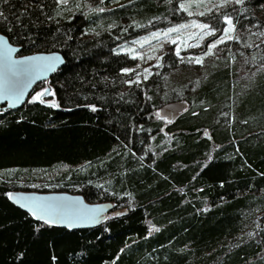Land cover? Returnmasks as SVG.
I'll return each instance as SVG.
<instances>
[{
    "label": "trees",
    "instance_id": "1",
    "mask_svg": "<svg viewBox=\"0 0 264 264\" xmlns=\"http://www.w3.org/2000/svg\"><path fill=\"white\" fill-rule=\"evenodd\" d=\"M219 2L0 0V32L19 55L64 57L33 90L54 93L45 103L0 111V171L13 173L0 177V264H264V0ZM197 7L212 26L197 47L163 40L137 79L133 41L187 23ZM225 13L239 39L205 55ZM196 68L190 87H169L172 73ZM173 103L187 108L165 120ZM13 190L78 193L112 209L71 229L15 207Z\"/></svg>",
    "mask_w": 264,
    "mask_h": 264
},
{
    "label": "water",
    "instance_id": "2",
    "mask_svg": "<svg viewBox=\"0 0 264 264\" xmlns=\"http://www.w3.org/2000/svg\"><path fill=\"white\" fill-rule=\"evenodd\" d=\"M0 36L7 40V44L5 40H0V111L19 109L25 105L37 85L49 80L64 65V57L59 51H36L19 55L21 47L11 43L1 32ZM9 47L17 51L8 53ZM29 57L34 59H26ZM47 57H58L59 60H48ZM53 64L54 68H50L49 65ZM13 79L18 80L23 88V95L15 104L12 103L13 93L5 91ZM6 95L8 99L4 98ZM10 193L13 199H9V196L8 199L15 207L30 214L28 208L21 205L46 209L50 221L71 229L92 228L112 209L110 203L88 202L81 194L67 191L13 190ZM15 201H19V204Z\"/></svg>",
    "mask_w": 264,
    "mask_h": 264
},
{
    "label": "rangeland",
    "instance_id": "3",
    "mask_svg": "<svg viewBox=\"0 0 264 264\" xmlns=\"http://www.w3.org/2000/svg\"><path fill=\"white\" fill-rule=\"evenodd\" d=\"M199 11L200 10L198 7L192 10V17L188 19L187 23L180 24L184 25L185 27H179L180 25H177L174 27L167 28L165 30L151 31L148 34L143 35L142 37L137 38L133 41L130 50L138 60L137 65L135 67L137 71V79H141L145 76H148L152 71V67L158 64L160 58V49L163 40L166 39L171 43L172 41H175V44L180 46L181 49H186L190 46L197 47V45L199 44L197 40H202L201 36H197L199 35V32L201 30H205V28L198 27V25L202 24L200 22V18H198V15H195L199 14ZM172 28H177L178 31L170 32L169 30ZM165 33H167V35H164ZM239 66L242 67V61H239ZM202 73L203 72L199 68H196L194 70L186 69L184 71H175L169 77V81L171 82L169 87H174V84H177L178 82H183L188 86L192 83L193 80L199 78ZM43 89L45 88L43 87L37 90L36 92L31 93L28 99L31 100V97L35 95V93L40 92ZM165 108L167 111L165 110ZM165 108L161 111V115L163 117H166L164 119L167 120L171 115H176L185 110L187 108V105L185 103H173L166 106ZM12 174L13 173L11 171H0L1 178H5ZM15 180L12 182H15L16 184H21L19 183L21 182L19 181V179H17L16 181Z\"/></svg>",
    "mask_w": 264,
    "mask_h": 264
},
{
    "label": "snow or ice",
    "instance_id": "4",
    "mask_svg": "<svg viewBox=\"0 0 264 264\" xmlns=\"http://www.w3.org/2000/svg\"><path fill=\"white\" fill-rule=\"evenodd\" d=\"M5 2H7V0H5ZM57 4H66L68 2V0H56ZM245 3V0H220V2L216 5H213V8L215 9H220V8H226L229 5H243ZM183 8V6H181ZM213 8H209L207 9V12L210 13L213 11ZM100 11H103V9H100ZM199 15L201 16H205L206 12H201L199 13ZM0 19H4V13L0 12ZM222 22L226 25L225 28L220 29V31L223 32V35L216 40L215 43L211 44L209 46V51L205 53V55H212L211 49L212 48H216L219 44H223L225 43L226 40H233V39H239V37H233L232 35H230L231 32H233L235 30V25L233 24V17L231 14L225 13L222 16ZM179 27H185L184 25H180ZM198 27L201 28H211L212 26L209 24H200L198 25ZM8 31H11V29L9 28ZM170 32H175L178 31L177 28H172L169 30ZM216 32L215 28H212L211 31L205 33V35H214ZM164 35H167V33H165ZM0 40H5V38L3 36H0ZM172 43H175V41H172ZM5 44H7V40H5ZM8 53L17 51V49L15 48H8ZM177 55H179V50H177ZM26 59H34L32 57L26 58ZM46 59L48 60H55L58 61L59 58L58 57H47ZM196 63H202L203 62V57H197L195 60ZM54 64L53 65H49L50 68H54ZM124 72H129V71H134V70H130V69H124ZM147 71V70H145ZM145 79H147V77H145ZM137 81H133V83H136ZM5 91L7 92H11L13 93L12 95V103L15 104L16 102H18L20 100V97L23 95V88L20 87L19 85V81L13 79L12 83L10 86H6ZM49 95H54V93L50 90V89H43L40 92L35 93V95H33L31 97V100L29 101L30 103L32 102H40V103H45V100L43 99V97L49 96ZM5 99H8L9 97L6 95L4 97ZM51 107H57L58 105L55 103V101H52L50 104ZM93 110H95L93 108ZM159 115V114H158ZM163 118V117H162ZM205 135H208L207 132L205 133ZM9 199H13V195L11 193L8 194ZM16 203L19 204V201H15ZM22 207L28 208V210L31 212V214L33 216H36L38 219L43 220L44 223H49L50 219L48 218V213L46 209L43 208H37V207H30L28 204H24L21 205ZM39 212V215H38ZM158 231V229H156Z\"/></svg>",
    "mask_w": 264,
    "mask_h": 264
}]
</instances>
